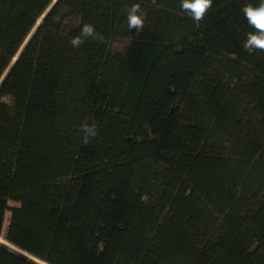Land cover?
<instances>
[{
    "label": "trees",
    "instance_id": "trees-1",
    "mask_svg": "<svg viewBox=\"0 0 264 264\" xmlns=\"http://www.w3.org/2000/svg\"><path fill=\"white\" fill-rule=\"evenodd\" d=\"M54 2L0 0V237L47 264H264L260 0L198 25L180 0ZM83 23L104 41L73 48ZM0 264L41 263L0 241Z\"/></svg>",
    "mask_w": 264,
    "mask_h": 264
},
{
    "label": "clouds",
    "instance_id": "clouds-1",
    "mask_svg": "<svg viewBox=\"0 0 264 264\" xmlns=\"http://www.w3.org/2000/svg\"><path fill=\"white\" fill-rule=\"evenodd\" d=\"M180 9L186 13L197 25L209 13L213 7V0H180ZM241 12L248 25L253 29L246 33L242 47L249 54L255 51L264 52V0H260L257 5L246 3L241 8ZM147 13L141 11L140 4H133L127 9V26L129 31L135 30L139 35L145 26ZM88 38L104 41V37L99 34L90 23H83L80 33L70 39L69 43L73 48H79ZM79 131L83 133L81 140L84 146L98 135V124L93 121H85L79 125Z\"/></svg>",
    "mask_w": 264,
    "mask_h": 264
},
{
    "label": "rangeland",
    "instance_id": "rangeland-1",
    "mask_svg": "<svg viewBox=\"0 0 264 264\" xmlns=\"http://www.w3.org/2000/svg\"><path fill=\"white\" fill-rule=\"evenodd\" d=\"M40 22V21H39ZM39 24V23H38ZM36 29V28H35ZM34 29V30H35ZM33 30V31H34ZM32 34V33H31ZM31 36V35H30ZM29 36V37H30ZM27 42V41H26ZM22 50V49H21ZM20 54V51H19V53H18V55ZM18 57V56H17ZM16 59V58H15ZM15 61V60H14ZM0 241L1 242H3V243H5V244H7V245H9L11 248H13L14 250H16L18 253H21V254H24V255H29L28 253H26V252H24L23 250H21V249H19V248H17L16 246H14V245H12V244H10V243H8L6 240H4L2 237H0ZM39 263H41V264H47V263H45V262H42V261H40L39 259H37V258H35Z\"/></svg>",
    "mask_w": 264,
    "mask_h": 264
},
{
    "label": "water",
    "instance_id": "water-1",
    "mask_svg": "<svg viewBox=\"0 0 264 264\" xmlns=\"http://www.w3.org/2000/svg\"><path fill=\"white\" fill-rule=\"evenodd\" d=\"M55 2H56V0H55ZM55 2H54V3H55ZM50 9H51V8H49V10H50ZM49 10H48V11H49ZM16 59H17V58H16ZM26 256H28V257H30V258L36 260L34 257H31L30 255H26ZM36 261H37V260H36Z\"/></svg>",
    "mask_w": 264,
    "mask_h": 264
}]
</instances>
